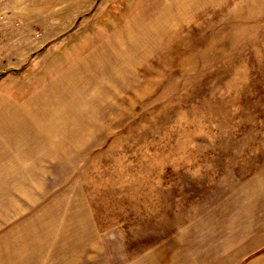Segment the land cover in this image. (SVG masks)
<instances>
[{"label": "rangeland", "instance_id": "1", "mask_svg": "<svg viewBox=\"0 0 264 264\" xmlns=\"http://www.w3.org/2000/svg\"><path fill=\"white\" fill-rule=\"evenodd\" d=\"M0 264H264V0H0Z\"/></svg>", "mask_w": 264, "mask_h": 264}, {"label": "trees", "instance_id": "2", "mask_svg": "<svg viewBox=\"0 0 264 264\" xmlns=\"http://www.w3.org/2000/svg\"><path fill=\"white\" fill-rule=\"evenodd\" d=\"M3 74H0V77L2 76Z\"/></svg>", "mask_w": 264, "mask_h": 264}]
</instances>
